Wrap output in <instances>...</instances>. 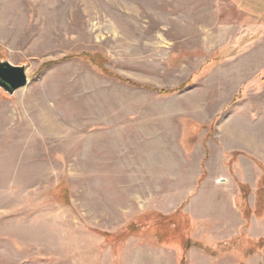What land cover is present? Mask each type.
I'll return each instance as SVG.
<instances>
[{"label": "rangeland", "instance_id": "rangeland-1", "mask_svg": "<svg viewBox=\"0 0 264 264\" xmlns=\"http://www.w3.org/2000/svg\"><path fill=\"white\" fill-rule=\"evenodd\" d=\"M0 264H264V0H0Z\"/></svg>", "mask_w": 264, "mask_h": 264}, {"label": "water", "instance_id": "water-1", "mask_svg": "<svg viewBox=\"0 0 264 264\" xmlns=\"http://www.w3.org/2000/svg\"><path fill=\"white\" fill-rule=\"evenodd\" d=\"M29 85V78L25 66H15L9 61L0 60V89L8 95Z\"/></svg>", "mask_w": 264, "mask_h": 264}]
</instances>
